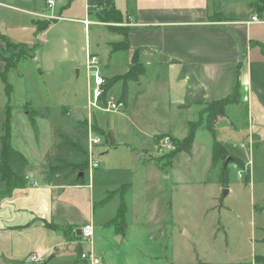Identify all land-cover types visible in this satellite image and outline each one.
I'll use <instances>...</instances> for the list:
<instances>
[{"label":"crops","instance_id":"crops-1","mask_svg":"<svg viewBox=\"0 0 264 264\" xmlns=\"http://www.w3.org/2000/svg\"><path fill=\"white\" fill-rule=\"evenodd\" d=\"M96 1L99 0H86V9L89 10ZM113 3L122 15V22L118 25L127 28L128 47L113 48V44L124 40L121 33L114 31L118 39L110 42L111 50L126 52L127 67L118 72L109 69V64L108 67L105 65L109 77L102 76L107 80L127 72L131 57L137 50L144 73L137 82L127 84L123 109L133 99L134 105L147 107L149 103L150 110H142L147 118L154 115L161 121L157 110L167 109H174L176 116L170 122L165 120L162 129L155 131L141 122L133 123L131 130L123 123L103 122L89 110L82 113L74 122L86 119L97 130L109 131L112 135V142H106L100 134L102 142L94 148L105 146V151L95 153L104 155L102 160L99 159L100 169L96 174L88 171L89 180L87 182L85 178L81 185H50L44 183L40 175L39 166L43 158L40 155L37 163L25 171V186L15 188L9 195L0 194V264H25L23 259L31 252L41 258L40 264H88L80 258L82 252L94 253L100 260L99 264H239L241 259L237 262L212 261L202 259L199 252L196 259L193 255L178 253L174 245L176 199L172 191L166 200H162V192L153 193L145 183L142 186L135 184L137 171L124 179L122 168L118 166L124 165V159L119 154V164L115 166L113 157L116 156L114 154L111 158L110 155L113 153L111 148L117 150L127 141L123 137L129 135L133 146L129 153H133L134 168L138 165L137 169L140 168L146 182L163 160L153 156L157 137L167 133L177 140L184 138L190 123L199 119L205 123L206 113L203 111L207 104L227 96L236 81L241 102L228 105L226 115L220 117L216 125L227 124L236 133L239 130L233 113L244 110L248 144L264 141V15L251 11L248 3L246 8L238 10L224 7L215 0H113ZM216 5L222 11L242 14L243 17L210 21L209 16ZM53 6L56 7L55 0L49 7ZM46 15L62 18L54 13ZM253 15L260 20L250 21ZM74 18L83 24L84 29L89 23L97 22L83 16ZM88 52L85 45L84 66ZM132 83L136 85L134 96L130 94ZM91 92L86 96L88 109ZM107 92L111 93L110 89ZM71 111L69 108L65 115ZM117 113L128 112L121 110ZM52 126L54 124H50ZM185 127L186 132L182 131ZM195 137L194 131L191 149L184 151L189 156L194 149ZM212 142L208 155L209 169L212 167ZM172 158L166 159L169 167ZM113 172L115 177L106 185L98 186L97 195L93 187L94 178L98 175L101 179ZM121 206L122 221L117 218ZM97 209H101V213H97ZM85 224L92 226V236L77 239L74 230ZM70 228H74L73 231H69ZM72 247L77 250L76 257L70 250ZM254 256L251 253V257ZM250 264L257 263L252 259Z\"/></svg>","mask_w":264,"mask_h":264},{"label":"rangeland","instance_id":"rangeland-1","mask_svg":"<svg viewBox=\"0 0 264 264\" xmlns=\"http://www.w3.org/2000/svg\"><path fill=\"white\" fill-rule=\"evenodd\" d=\"M0 1L3 2L0 4V31L5 33L10 41L24 45L32 55L31 58L24 59L9 68L6 75V81L10 85L9 94L6 92L4 80L0 77V118H3L8 104L11 144L27 158L26 171L37 163L40 155L43 158L39 169L43 164L44 154L53 144L50 124L59 126L62 131L72 132L74 120L82 113L91 111L103 122L109 120L111 123H123L131 130L133 123L141 122L148 126V129L158 131L164 126L165 120L170 122L175 118L174 109L157 110L161 114V121L154 115L147 118L142 114V110H150L149 103L147 102V107L137 103L134 105L133 99L128 101L126 109H122L127 110L126 114L94 107L87 108L86 96L93 89V78L86 72L83 62L85 45L90 52L97 53L102 75L109 77L104 69L108 64L109 69L118 72L124 71L127 67L126 52L111 50L110 42L116 41L118 35L109 29L106 23L95 18V12L100 9L99 5L88 10L85 5L86 0H55L56 7L53 8L47 6L46 0ZM215 1L224 7L240 10L246 8L250 0ZM49 13L62 18L47 19L53 21L42 31H36L34 20L44 19L38 14ZM82 16L97 22L89 23L84 29L83 24L74 18ZM0 46L5 47L6 53L11 54L8 51L10 47L1 40ZM15 50L19 52L17 47ZM2 68L3 61L0 60V71ZM109 89L114 97L118 98L122 89V80L113 81ZM130 89V94L134 96L136 85L132 83ZM25 103L41 112L48 111L46 117H35L37 135L22 109ZM69 108L72 110L71 113L65 115ZM243 111L236 110L233 113L239 131L234 133L233 129L227 127L224 122L226 124L224 126L223 123L216 125L218 127L216 138L223 143L229 154L226 159L236 156L246 163L249 169L247 182L244 179V171L231 162L228 163L227 187L218 180L219 166L208 168V155L213 138L203 122L196 126L192 155L179 151L173 156L170 167L166 159H169V155L176 147L172 152L162 155H159L154 147L153 156L163 160L146 182L142 178L140 168L137 169L138 165L134 168L133 153L132 155L129 153V148L133 147L129 135L123 137L127 141L125 144H120L117 150L113 151L111 148L113 153L110 157L112 158L114 154L116 156L113 157L115 166L119 164V154L124 159V165H118L122 168L124 179H128L137 171L138 178L135 179V184L142 186L145 183L153 193L162 192V200H166L172 191L176 199L174 245L178 253L183 256L193 255L196 259L199 252L202 259L233 262L241 259L239 264H250L253 259L251 253L264 255V141L248 144ZM182 131L186 132L187 128ZM46 147L47 150L42 154ZM101 151H105V146L94 149L96 154ZM96 158L102 160L104 155ZM98 169L100 168H90L89 172L96 174ZM114 174L116 173L113 172L101 179H98V175L94 178L93 187L97 195H99L98 186L109 183L110 179L115 177ZM86 179L88 182V174ZM223 188H227V193L220 200ZM99 212L101 213V209H97V213ZM164 212L167 213L165 210ZM70 250L76 257L77 250L74 247Z\"/></svg>","mask_w":264,"mask_h":264},{"label":"trees","instance_id":"trees-1","mask_svg":"<svg viewBox=\"0 0 264 264\" xmlns=\"http://www.w3.org/2000/svg\"><path fill=\"white\" fill-rule=\"evenodd\" d=\"M99 5L100 9L95 12L96 20L106 23L109 29L121 33L124 40L119 43L113 44V48L125 49L128 47L126 40V30L123 26L118 25L122 22V15L115 7L113 0H99L94 3ZM248 8L258 15H264V0H250ZM243 17L242 14H235L234 12H225L219 6H215V11L209 16L210 21H227L239 20ZM51 21L47 19L34 20L36 31H42ZM117 23L116 25H111ZM0 40L10 47L8 50L11 54L5 52V47L0 46V60L3 61V68L0 71V77L5 82L6 92L9 94L10 85L6 81V75L10 67L15 66L18 62L31 58L32 55L27 51L21 43H14L9 40L7 35L0 31ZM18 48V51L15 50ZM137 50H135L131 57L130 69L124 74L111 77L105 80L104 90L107 91L111 83L115 80H122V89L120 92V100L124 101L127 96L128 82H137L139 76L144 73V66L137 58ZM241 102L239 83L235 82L232 91L225 97L213 100L207 104L204 109L206 113L205 126L213 137L211 146V166L218 165V180L224 186L228 184V163L231 162L238 168L244 171V179L249 180V169L246 167L245 162L236 156H230L226 162V157L229 155L223 143L216 138L217 129L216 122L220 117L226 115V107L232 104ZM10 107L6 104V110L3 118H0V194L9 195L12 190L25 186L27 184V177L25 175L28 166L25 156L14 149L10 142L11 129H10ZM23 111L27 115L28 121L33 128L35 135L38 133L36 125V116H48V111L41 112L27 103L22 106ZM64 113V112H63ZM66 114V113H64ZM202 122L199 119L192 122L188 126L186 136L180 140L174 139L176 149L169 155L171 159L179 151L189 152L193 142L194 131L196 126ZM88 121L86 119L75 121L72 127V132H65L59 126H52L53 144L44 154V162L40 167V175L46 184L50 185H81L85 183L88 168V155H87V129ZM92 129L98 134H101L106 142H112V135L109 131L97 130L92 124ZM80 172L82 173L80 175ZM123 207L121 206L117 218L122 221ZM70 228L69 231H73ZM254 261L256 263H264V255H255Z\"/></svg>","mask_w":264,"mask_h":264},{"label":"built area","instance_id":"built-area-1","mask_svg":"<svg viewBox=\"0 0 264 264\" xmlns=\"http://www.w3.org/2000/svg\"><path fill=\"white\" fill-rule=\"evenodd\" d=\"M47 4L51 7L53 0H47ZM44 18H56L52 15H40ZM260 19L253 15L250 21H259ZM85 68L88 74L93 78V89L91 97L88 101L89 108H100L105 111H121L124 108V102L119 98L114 97L113 94L104 90L105 78L102 76L99 67V59L97 55L88 52L85 59ZM102 142V136L93 131L91 124L87 129V155H88V168H96L99 165V160L96 158L94 148ZM155 150L160 155L172 152L175 149V143L169 134L159 135L155 142ZM92 236V226L85 224L81 228L80 237L82 239H89ZM80 258L88 264H99L100 260L92 252H82ZM23 262L25 264H40L41 258L34 252L27 254Z\"/></svg>","mask_w":264,"mask_h":264},{"label":"water","instance_id":"water-1","mask_svg":"<svg viewBox=\"0 0 264 264\" xmlns=\"http://www.w3.org/2000/svg\"><path fill=\"white\" fill-rule=\"evenodd\" d=\"M229 160V158H227L226 159V163H227V161ZM82 173L80 172V175H81ZM227 193V188H223L222 189V194H221V197H220V200L225 196V194ZM80 233H81V228H76L75 230H74V236L77 238V239H79L80 238Z\"/></svg>","mask_w":264,"mask_h":264}]
</instances>
